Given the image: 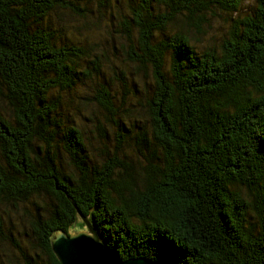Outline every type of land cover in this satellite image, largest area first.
I'll list each match as a JSON object with an SVG mask.
<instances>
[{"label":"trees","instance_id":"16d2710c","mask_svg":"<svg viewBox=\"0 0 264 264\" xmlns=\"http://www.w3.org/2000/svg\"><path fill=\"white\" fill-rule=\"evenodd\" d=\"M242 3L109 5L111 34L123 39L111 50L154 70L151 131L137 120L123 126L98 48L67 34L62 15H86L77 0H0V237L3 206L29 202L43 254L25 256V264H61L51 238L77 223V208L121 259L264 264V0L233 20L218 49L199 52L188 33L204 34L210 15L235 13ZM119 70L122 81L128 76ZM92 79L94 97L81 104L93 100L112 116L114 148L123 150L128 135L148 151L141 171L111 149L93 158V136L70 120L68 94ZM96 128L105 142V126Z\"/></svg>","mask_w":264,"mask_h":264},{"label":"rangeland","instance_id":"374dc122","mask_svg":"<svg viewBox=\"0 0 264 264\" xmlns=\"http://www.w3.org/2000/svg\"><path fill=\"white\" fill-rule=\"evenodd\" d=\"M77 1L79 2L78 6L86 9V19L75 12L69 13L70 10H67L68 12L62 15L63 23L69 24L67 34L75 41H84L87 44L96 45L98 48L96 52L101 56L105 64V73L112 79L113 88L119 100V105H121L122 110L119 113L122 122H124L123 126L132 128L131 122L137 120L139 124L145 125L146 128L152 131V120L147 99L155 82L153 68L150 66L146 71L142 69L140 71L133 63L125 59V55L119 49L111 50L113 44L119 45V40L123 41V39L119 36H117L119 40L113 38L114 35L111 34L113 31L110 28V22L107 16L108 11L112 7L109 5L115 4L117 5L115 8H117L120 3L122 10L126 11V0ZM254 4L255 0H243L239 11L235 13L229 14L217 11L215 14L210 15V24L212 27H206L204 34H197L194 29L188 31L192 38L191 43L199 52L209 47L220 48L223 39L229 34L234 24L233 20L252 13ZM115 10L118 11L119 9ZM119 69L124 70L126 76H128L122 81L119 77H116V73L120 72ZM127 71L131 73L127 74ZM94 80L98 85L97 79L94 78ZM94 80L92 79V84L89 87L80 86L68 94L65 107L69 111L70 120L74 124L84 127L85 130L90 132L88 135L93 136V139L88 141V148L93 158L101 157V150L103 154L104 150L111 149L114 154L117 153L123 156L126 163L130 159V162L136 165L137 170L141 171L142 164L144 162L146 163L145 154L148 155V151L142 148L141 152L136 139L128 135L126 136V140L124 141L123 139L121 143V149L124 151L114 148L113 143L116 127L108 118L112 116H109L106 110L93 100L90 104H81V101H84V97H94V90L97 88ZM131 80L136 82L138 88V92L134 96L131 93ZM124 96L126 97L124 98ZM4 109L10 113L7 106ZM8 111L6 112L8 113ZM88 117L93 118L94 123ZM97 125H104L109 133V138L105 142L102 141L103 138L101 139L97 135ZM63 161L69 169L71 165L68 160L65 159ZM17 206L9 207V204L3 206L4 221L6 224L4 234L0 237L1 264H25V256L28 258L30 256L36 257L37 254H43L42 249L34 241V234L32 232V222L34 220L32 215L35 208L29 202H20ZM7 212H9V215L6 214ZM81 229L87 230V227L83 219L79 217L77 223L69 231L76 232ZM18 245L20 248H18Z\"/></svg>","mask_w":264,"mask_h":264},{"label":"water","instance_id":"95a60500","mask_svg":"<svg viewBox=\"0 0 264 264\" xmlns=\"http://www.w3.org/2000/svg\"><path fill=\"white\" fill-rule=\"evenodd\" d=\"M77 210L87 230H58L51 238L52 251L61 264H174L156 262L145 257L121 259L106 243L93 219L87 218L79 208Z\"/></svg>","mask_w":264,"mask_h":264}]
</instances>
